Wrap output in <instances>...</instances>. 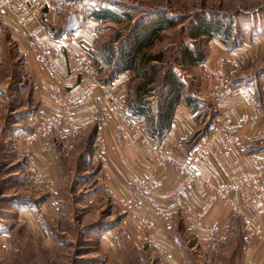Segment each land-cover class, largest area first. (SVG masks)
<instances>
[{"label":"crops","instance_id":"1","mask_svg":"<svg viewBox=\"0 0 264 264\" xmlns=\"http://www.w3.org/2000/svg\"><path fill=\"white\" fill-rule=\"evenodd\" d=\"M72 2L43 0L37 12L39 21L31 25V32L47 43L50 55L55 53V41L74 51L82 46L89 47L91 51L99 37V26L109 22H102V19L112 13L103 8L91 11L94 4L87 3L83 11L70 14ZM16 19L17 14L10 10L5 0H0V65L14 61L18 64L17 68H21V72L33 82L34 100L38 101L33 117L36 124L46 104L49 83L64 91L75 92L78 85L88 87L90 82L76 74L64 54L56 57L57 73L53 77L47 76L30 50V34L17 27ZM219 32H210L209 36H205L210 40L206 55L201 66H195L203 72L198 90L195 95L182 91L181 98L186 97L190 106L183 102L178 104L161 141L148 136L151 146H145L127 134L117 133L114 130L113 107L101 103L105 88L125 106L132 70L125 69V73H120L119 78L108 84H101L99 78L103 88L94 90L92 99L81 106L78 113L85 117L96 112L90 131L95 129V135L102 137L107 149L103 157L102 179L112 200L120 206L137 233L135 246L152 247L158 259L159 249L163 247L171 252L178 264H186L187 256L193 249L210 262L229 255L233 263L238 257L237 264H264V180L254 177L256 166L259 163L264 165V81L256 88L252 84H238L236 79L237 73L251 66L258 56L259 47L256 38H251L247 45L228 47L220 41ZM97 60L94 61L92 56L96 68ZM102 62L106 63L104 56ZM206 99L213 100L217 114L213 124L207 127L193 111L199 100ZM223 121H229L233 126L228 153L221 149L226 139L219 132L214 149L200 165L201 179L192 181L180 192L176 201L169 196V192L177 182V170L172 165L160 167L155 148L165 151L176 161H182L193 154L194 148L209 138L213 131L218 132ZM54 143L40 138L33 145V153L29 157V160L36 159L38 167L40 164L46 186L51 189L55 165L48 146ZM147 175L153 176L157 183L154 193L156 207L166 213L165 218L154 216L152 210L126 186L127 182L134 183ZM39 180L38 177V183ZM206 182L215 187H227L229 197L238 206L209 203ZM255 196H260V199H253ZM247 198L251 199L250 204L241 214L238 207L241 209V202ZM243 216L247 217L253 229L251 233L258 229L260 234L246 237Z\"/></svg>","mask_w":264,"mask_h":264},{"label":"rangeland","instance_id":"2","mask_svg":"<svg viewBox=\"0 0 264 264\" xmlns=\"http://www.w3.org/2000/svg\"><path fill=\"white\" fill-rule=\"evenodd\" d=\"M87 3L94 4L91 11L103 8L122 16L120 23L99 26L91 50L94 61L98 59L101 84L111 83L126 71L123 56L144 39L140 35L143 27L157 17L168 18L169 24L141 53L159 54L161 61L155 64L161 68L160 75L174 71L184 92L195 95L202 77L197 69L201 65L182 61V54L189 50L193 55H206L209 38H192L205 22L207 27L212 22V30L219 28L220 41L231 48L256 38L258 56L236 79L238 84L256 88L264 81V0H73L70 14L83 11ZM107 47L112 49L110 64L102 62ZM17 65L14 61L0 65V264H161L152 247L135 246L136 231L105 188L102 175L107 149L102 155L97 152L95 129L77 137L66 150L60 141L48 146L55 165L52 189L46 186L40 164L36 176L28 172L32 147L41 138L36 136L33 118L38 101L34 100L33 82ZM138 81L129 79L126 99L133 97ZM157 85L148 98L152 112L160 94ZM213 107V100H199L193 110L205 127L215 120ZM225 123L233 129L229 121H223L218 129L221 134ZM254 177L264 180L262 163L256 166ZM234 263L229 255L210 262L195 249L186 262Z\"/></svg>","mask_w":264,"mask_h":264},{"label":"built area","instance_id":"3","mask_svg":"<svg viewBox=\"0 0 264 264\" xmlns=\"http://www.w3.org/2000/svg\"><path fill=\"white\" fill-rule=\"evenodd\" d=\"M11 11L17 14L15 23L18 28L30 34V50L34 53L39 65L43 68L46 75L53 77L57 73L56 57L66 55L69 59L73 70L78 76L90 82V86H77L72 92L64 91L53 83H49L47 87L46 104L40 111V117L36 123V136L41 137L50 142L60 141L63 150L70 147V143L75 138L88 132L91 125L96 119V112L93 111L87 116H80L78 110L89 99H92L94 90L103 88L99 82L98 70L92 62L90 48L82 46L79 50L74 51L59 41H55L56 50L54 55H50L48 45L42 41L35 32H31V25L39 21L38 10L43 0H5ZM101 94V103L110 104L113 107L114 130L119 134H127L132 140H138L145 146H151V141L143 131V126L136 119L131 117L124 109L123 104L112 93L103 88ZM222 133L226 142L221 144L223 151L228 153V144L230 143V132L232 130L228 123L223 125ZM228 126V127H227ZM219 131H213L212 135L204 139L197 147L194 148L193 154H190L182 161H176L165 151L155 148V156L160 167L172 165L177 170V182L173 189L169 192V196L178 201L180 192L194 180L201 179L200 165L205 161L211 150L214 149V141ZM97 152L104 154L106 146L104 140L99 135L95 137ZM262 171V166H260ZM38 165L32 159L28 163V172L34 176L38 174ZM156 181L153 176L147 175L134 183L129 181L126 186L135 192V196L139 197L142 202L149 207L154 216L166 217V213L156 207L154 193L156 189ZM206 190L208 193L207 200L211 204L218 205H236L229 197L226 187H215L206 182ZM251 199H245L240 207L239 212L242 214L243 209L247 208ZM238 206V205H236ZM247 217L243 216L244 229H246V237L250 238L252 234H260L258 229L255 233L250 226ZM143 225H146L143 222ZM159 259L161 264H178L172 257L170 251L160 247Z\"/></svg>","mask_w":264,"mask_h":264},{"label":"trees","instance_id":"4","mask_svg":"<svg viewBox=\"0 0 264 264\" xmlns=\"http://www.w3.org/2000/svg\"><path fill=\"white\" fill-rule=\"evenodd\" d=\"M121 17L118 13H112L105 19H102V22L120 23L122 21ZM126 17L130 18V15H126ZM165 18L157 17L152 20V23L144 26L140 34L145 36L144 39L123 56L125 69L132 70V79L139 80L134 87L133 97L127 100L124 109L131 117L140 120L146 135L156 141H161L165 137L178 104L183 102L187 106H190V103L186 102V97L181 98L183 87L177 78V74L168 69L160 75L159 69L161 68H158L155 64L161 61L159 54L141 53L142 49L146 47L150 48L156 39H158L160 33L167 27V24H169L168 18ZM207 23L205 22L200 26V31L193 33L192 38H196L199 35L209 36L210 32H218L219 29L216 27L213 30L211 29L213 26L212 22H210L211 27H207ZM60 32L62 33L61 30ZM225 32L228 34V31ZM111 52L112 49L109 47L104 51L107 64H110ZM182 58V61L187 60L192 66H198L203 62L205 56L202 53L193 55L189 50H186L182 54ZM156 84H158L157 86L160 90L156 102L157 109L155 113H150L148 98L154 88L153 86H156Z\"/></svg>","mask_w":264,"mask_h":264}]
</instances>
